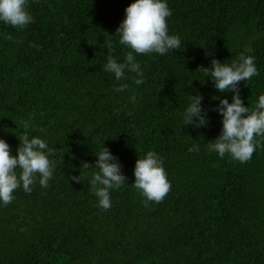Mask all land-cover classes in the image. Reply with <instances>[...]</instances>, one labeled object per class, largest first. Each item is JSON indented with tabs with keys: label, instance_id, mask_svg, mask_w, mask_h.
I'll return each mask as SVG.
<instances>
[{
	"label": "trees",
	"instance_id": "obj_1",
	"mask_svg": "<svg viewBox=\"0 0 264 264\" xmlns=\"http://www.w3.org/2000/svg\"><path fill=\"white\" fill-rule=\"evenodd\" d=\"M134 2L29 0L33 23L0 22V139L16 156L28 121L29 137L55 151L47 188L37 176L30 194L21 186L12 203L0 202V264H264V138L245 163L209 152L222 131L216 109L234 93L199 70L254 57L258 75L238 84L254 110L264 95V0H165L168 34L181 46L134 53L140 85L136 73L117 80L104 70L105 41L118 63L130 51L115 35ZM189 95L203 96L206 126L185 125ZM193 145L199 151L189 152ZM103 146L126 177L110 190L107 211L90 191L98 169L81 168L94 166ZM149 151L162 158L171 188L145 207L132 184ZM79 175L80 183L70 179Z\"/></svg>",
	"mask_w": 264,
	"mask_h": 264
},
{
	"label": "clouds",
	"instance_id": "obj_2",
	"mask_svg": "<svg viewBox=\"0 0 264 264\" xmlns=\"http://www.w3.org/2000/svg\"><path fill=\"white\" fill-rule=\"evenodd\" d=\"M29 0H0V22L13 28L23 29L34 22L28 13ZM125 19L116 29L119 44L130 49L125 55L124 63H118L113 57V46L105 41L109 49L107 63L104 70L113 73L117 80L124 78L125 70L136 73L140 79L134 83H143V72L135 59V54L164 55L170 50H178L181 41L178 36L169 35L167 18L171 11L165 0H135L125 9ZM11 37H9L10 39ZM245 51L251 52L248 48ZM205 77H210L214 88L221 93L232 92V102L227 99L220 100L216 111L222 116L221 134L212 142L207 143L209 152H215L219 157L225 155L234 161L245 163L251 159L258 146L257 137L264 138V95H260L254 110L245 107L239 94L238 84L250 80L258 75L254 57L243 53L231 65L213 59L209 68L201 67ZM123 84L116 91L127 89ZM135 102V96L131 97ZM203 96L189 95V106L184 113L185 125L195 127L206 126V113L202 109ZM28 121L22 122L24 131L17 137L20 145L17 155L12 156L10 146L0 139V202L7 206L15 199L13 193L22 186L26 193H31L32 185L39 176V185L48 187L53 177L55 161L49 159L55 154L54 149L48 148L47 143L38 138H30ZM189 152L199 151V145H193ZM95 165L82 163V169L95 167L90 181V191L98 199V207L107 211L111 207L110 190L119 189L126 184V177L121 173V165L108 148L102 149L95 155ZM19 170V173L17 172ZM135 181L132 187L144 198V206L149 202L160 203L169 193L171 185L167 180L163 168L162 158L155 152L149 151L144 158H138L134 168ZM70 179L76 183L81 182V176H72Z\"/></svg>",
	"mask_w": 264,
	"mask_h": 264
}]
</instances>
